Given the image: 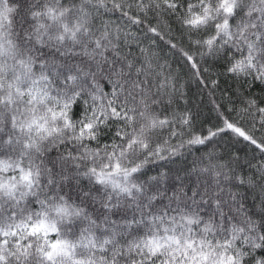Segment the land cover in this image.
Listing matches in <instances>:
<instances>
[{"label": "snow or ice", "instance_id": "6c2138e0", "mask_svg": "<svg viewBox=\"0 0 264 264\" xmlns=\"http://www.w3.org/2000/svg\"><path fill=\"white\" fill-rule=\"evenodd\" d=\"M0 264H264V0H0Z\"/></svg>", "mask_w": 264, "mask_h": 264}]
</instances>
